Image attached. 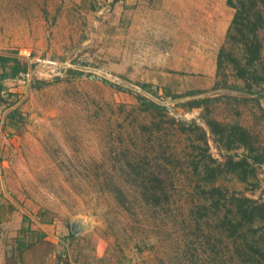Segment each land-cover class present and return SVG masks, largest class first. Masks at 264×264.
<instances>
[{"label": "rangeland", "instance_id": "obj_1", "mask_svg": "<svg viewBox=\"0 0 264 264\" xmlns=\"http://www.w3.org/2000/svg\"><path fill=\"white\" fill-rule=\"evenodd\" d=\"M235 12L228 0H0V54L29 63L17 77H0V195L18 201L26 226L39 231L42 222L51 237L29 235L38 240L22 251L28 264H240L217 220L196 212V177L177 160L197 135L143 131L154 114L137 95L204 127L220 160L227 151L208 112L242 123L264 145V21L261 83L248 86L231 63L218 75ZM189 90L200 92L183 96ZM205 96L206 109L188 102ZM138 161L175 185L169 205L146 202L131 183L125 170ZM258 176L221 182L264 197V163ZM5 238L11 250L16 236Z\"/></svg>", "mask_w": 264, "mask_h": 264}, {"label": "trees", "instance_id": "obj_2", "mask_svg": "<svg viewBox=\"0 0 264 264\" xmlns=\"http://www.w3.org/2000/svg\"><path fill=\"white\" fill-rule=\"evenodd\" d=\"M228 3L236 12L228 30V43L221 47L218 54V75L226 63H231L237 76L244 79L248 86H251L250 81L261 83L263 77L259 76L258 62L262 59L263 44L259 28L264 21V0H228ZM0 65L3 67L0 73L2 79L17 77L29 69L27 61L11 54H0ZM3 88L4 84L0 82V100ZM199 92L189 90L183 96ZM137 95L141 110L154 114L151 122L142 124L143 131L162 134L173 130L179 135H197L192 138L191 154L177 157L178 161H184L190 167L196 177L195 188L200 194L195 203L196 212L200 217L217 220V227L225 234L229 244L234 245L233 253L240 264H264V197L249 196L221 182L227 176L247 183L258 179V167L264 163L262 142L242 123L223 122L208 112L205 115L206 124L215 142L227 151L225 158L220 160L211 152L208 132L204 127L196 121L172 116L167 106L142 94ZM209 101V96L188 100L192 107L204 106L205 109ZM239 148L243 149L241 155L231 152ZM172 156L165 154L163 157L162 165L168 171L172 170L171 165L174 164ZM132 163L125 172L142 198L162 208L169 205L175 185L170 184L167 174L160 169L151 170L142 166L141 161ZM114 191L118 197L127 198L122 186L115 184ZM123 204H126L125 200ZM29 231L30 235L38 234L34 229ZM70 235H74L73 231ZM37 240L32 238L29 244L19 242L20 253Z\"/></svg>", "mask_w": 264, "mask_h": 264}, {"label": "crops", "instance_id": "obj_3", "mask_svg": "<svg viewBox=\"0 0 264 264\" xmlns=\"http://www.w3.org/2000/svg\"><path fill=\"white\" fill-rule=\"evenodd\" d=\"M3 135L0 134V141ZM1 149V148H0ZM5 161L0 158V181L3 179V169ZM3 181V180H2ZM3 191L0 185V193ZM25 211V210H23ZM40 223L39 231L37 232L40 237L44 239H50V235H44L46 230L45 224ZM35 227L26 226L24 220V212L21 214L18 201L15 198H2L0 195V264H28L22 257V253L19 251V242L31 243L32 239H29L30 231ZM16 236L13 248L10 250L7 247L6 238L4 236ZM5 240V241H3ZM30 240V241H29Z\"/></svg>", "mask_w": 264, "mask_h": 264}, {"label": "water", "instance_id": "obj_4", "mask_svg": "<svg viewBox=\"0 0 264 264\" xmlns=\"http://www.w3.org/2000/svg\"><path fill=\"white\" fill-rule=\"evenodd\" d=\"M72 231L75 233V224H72Z\"/></svg>", "mask_w": 264, "mask_h": 264}]
</instances>
